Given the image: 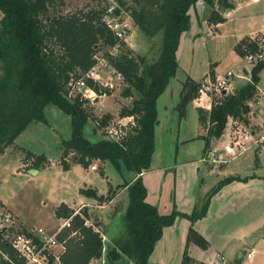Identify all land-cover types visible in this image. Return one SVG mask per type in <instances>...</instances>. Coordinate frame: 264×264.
Masks as SVG:
<instances>
[{
  "label": "rangeland",
  "instance_id": "1",
  "mask_svg": "<svg viewBox=\"0 0 264 264\" xmlns=\"http://www.w3.org/2000/svg\"><path fill=\"white\" fill-rule=\"evenodd\" d=\"M126 1L129 7L130 0ZM230 1L234 4V9L222 12L225 21L216 25L207 24L203 20L201 14L206 13L203 6L201 14L196 7L189 9L190 28L180 38L177 51L178 69L157 101L158 124L155 127L150 172L142 179L147 192L146 200L156 207L160 215H168L173 211L191 215L194 210H197L196 213H202L206 207L207 194L217 187L219 182L230 178L232 170L241 168L238 177L241 180L234 181L239 183L234 188L242 191L236 203L233 206L222 205L227 196L220 200L215 194L210 198L205 216L194 221L192 225L194 230L208 237L216 251L221 250L226 255V249L240 246L243 241L254 238L253 233L260 232V228L263 229L260 233L264 234V182H252L251 188H244L242 185V179L249 175L243 169L255 165V156L259 157L261 166L264 167V142L261 147L249 149L235 159L230 160L231 156L224 154L221 159L225 162L220 164L213 160H219L220 149L226 143L225 136L213 140L211 149L207 152H203L204 143L198 138L205 134L206 130L200 126L195 108L209 109L213 101L220 99L223 94L211 88L216 77L234 72L230 87L224 92L227 94L234 93L250 80V72L256 64H249L246 58H240L234 51L235 46L242 39L250 38L264 47V0ZM112 6L113 3L109 0H58L55 10L61 14H72L91 9H110ZM122 9L125 10V7ZM129 15L130 12H124L117 19L129 28L126 48L130 49L134 57L140 55L153 60L160 49L161 35L148 39L133 24ZM116 53L117 50L110 51L112 55ZM95 56L98 59V78L92 81L93 86L102 91L101 95L94 88L87 87L83 80L71 83L69 90L80 93L85 99L92 95L88 109L94 119L110 115L111 120L115 122L122 121L128 126L134 124L133 118L122 120L119 116L121 109L130 107L132 103V99L122 96L125 84L108 65L104 51H99ZM188 77L201 84V91L198 98L193 100L181 115L177 106L182 85ZM259 78L256 97L264 101V70L260 72ZM89 89L94 94H91ZM45 117L46 124H30L15 139L13 145L0 155V202L14 217L16 216V220L18 218L27 227H40L49 235L58 234L66 227L67 221L57 216L63 208L67 207L74 214L87 210L91 216L87 225L101 234L103 243L101 257L89 264H109V245L115 238L125 236L127 190L120 189L117 192L120 193L119 196L109 206V202L99 203L85 197L81 191L92 189L99 195L107 196L109 188L114 189L123 180L129 181L134 176L126 172L121 175L109 162L92 161L88 166L81 163L71 164L72 154L66 158L67 163L71 165L68 169L64 168L61 163V145L70 137V118L53 106L45 108ZM247 117L248 124L238 120L239 127H246V132H258L257 125L264 127V104L257 107L252 103ZM93 118L85 129V135L90 141L96 142L105 137L101 129L94 130L96 123ZM232 123V119H228L225 128L229 129V132ZM42 155L46 160L38 162L36 158ZM205 157L208 159H204ZM37 162L41 166L34 169ZM207 164L210 166H206ZM93 165L96 167L95 171L90 169ZM263 172L264 169H258L255 174L261 176ZM251 178L254 180L258 177ZM189 225L190 222L186 218L178 216L172 225L165 227L150 256V264H181ZM78 237V234H72V238ZM244 237L247 239L243 240ZM66 239L59 243L63 249L60 246L54 249L61 255L66 249ZM254 242L251 248L256 254L251 264H264V239L259 238ZM245 244L241 249H250ZM188 252L191 264H204L206 253L203 250L190 246ZM113 264H130V261L123 258Z\"/></svg>",
  "mask_w": 264,
  "mask_h": 264
},
{
  "label": "trees",
  "instance_id": "2",
  "mask_svg": "<svg viewBox=\"0 0 264 264\" xmlns=\"http://www.w3.org/2000/svg\"><path fill=\"white\" fill-rule=\"evenodd\" d=\"M57 1L0 0V155L30 124H46V107L57 108L70 118V137L61 145L64 168L75 163L88 166L92 161L109 162L121 175L126 172L134 176L114 189L109 188L107 196L92 189L81 191L85 197L103 203L110 202L120 189L127 190L125 236L115 238L109 245V264L123 258L132 264H148L163 229L172 225L178 216L190 222L181 264H191L190 246L201 250L208 248L205 238L193 229V222L206 214L210 198L223 185L241 179L230 177L219 182L207 194L202 213L194 210L191 215L174 211L160 215L156 207L146 201L147 192L141 175L149 171L158 124L157 101L178 69L180 38L190 28L189 9L201 1L206 10L203 20L216 25L225 21L221 13L234 9V4L230 0H130L128 7L126 0H115L119 8L125 7L124 12H130V19L145 37L152 39L161 35L159 52L156 58L149 60L140 55L132 56L126 43L115 38L103 20L107 8L61 14L55 10ZM113 12L117 14L120 10L116 7ZM115 48L117 53L110 54ZM256 48L254 39L244 38L234 51L243 59L248 51ZM99 51H104L108 65L125 84L122 96L132 99L131 106L121 109L119 116L132 117L134 124L127 136L118 141L106 138L90 141L85 135L93 118L88 109L89 101L80 93L68 97L70 84L82 80L101 95L102 91L93 86L92 79L86 78L96 64L95 55ZM262 70L264 63L256 64L244 86L232 94L223 93L209 109L195 108L199 124L206 130L198 137L204 143L203 152L211 149L213 140L220 139L229 118L248 124L247 116L251 104L257 101L256 88ZM200 90V83L189 77L185 79L177 106L181 115L198 98ZM93 120L96 123L94 130H102L111 117L104 115ZM70 154L73 156L71 164L66 160ZM36 159L38 162L46 160L43 155ZM38 162L34 169L41 166ZM242 181L246 182L247 178ZM57 216L68 222V226L56 235L59 243L67 238L60 264H89L98 260L103 250L102 236L87 225L91 219L88 211L74 214L65 207ZM26 230L23 228L24 232ZM72 234L80 237L72 238ZM0 248L14 264H23L1 238ZM236 262L239 264V260ZM0 264L9 263L1 261ZM48 264H53L52 257Z\"/></svg>",
  "mask_w": 264,
  "mask_h": 264
},
{
  "label": "built area",
  "instance_id": "3",
  "mask_svg": "<svg viewBox=\"0 0 264 264\" xmlns=\"http://www.w3.org/2000/svg\"><path fill=\"white\" fill-rule=\"evenodd\" d=\"M113 3V6L105 12L104 22L106 26L113 33L115 38L120 41L126 43L129 28L123 26L120 23L119 17L124 13V10L119 8L116 4L115 0H109ZM255 1V0H252ZM120 10L119 13L114 14L113 10L115 8ZM116 18V19H115ZM1 21V14H0ZM256 50L248 51L246 55V60L249 64H258L264 63V47L256 42ZM117 48L113 49L116 50ZM96 64L89 70L86 74L87 78L92 80H97V57L95 56ZM234 72H227L225 76L216 77L215 82L212 83L211 88L215 91H220L224 93L230 87V80L234 77ZM118 78H121L120 75H117ZM207 86V85H206ZM201 91V90H200ZM89 92L94 94L90 89ZM72 90L68 91V96H73ZM82 96V95H81ZM94 96V95H93ZM264 97V96H263ZM83 98H85L83 96ZM92 95L86 97V99L91 101ZM94 100V99H93ZM260 106L264 104V101H260L257 99L253 105ZM132 117L121 118L130 120ZM232 119V118H229ZM233 123L229 129L224 130L222 136H225V145L222 149H220L219 160H213V162H219L223 164L225 160L221 159V156L224 154H229L231 159H235L243 152L261 147L262 142H264V127L262 125H257L258 132L255 131H245L244 126L239 127L238 120L232 119ZM133 126L123 124L122 121L115 122L111 120L103 129L102 132L104 137L108 140L118 141L123 137H126L130 128ZM224 154H221V153ZM91 170H96V167L93 165L90 167ZM18 221L16 218L10 213L8 209H6L3 204L0 202V238L1 241L4 242L8 247H10L15 255L17 260L22 261L23 264H48L49 257L53 258V264H60V256L61 253H57L54 249L60 246L63 249V246L59 245V241L56 238L57 234H46L42 228H32L27 229L26 232L23 229L19 228ZM65 226H68V222L65 223ZM53 250L57 253L55 254ZM255 256V252L253 250H247L243 254L239 256L240 264H251L253 258ZM4 261L9 264H14V262L10 259L7 253L3 252L0 248V262ZM204 264H235L233 261L229 260L226 256L216 253L214 255L208 256Z\"/></svg>",
  "mask_w": 264,
  "mask_h": 264
},
{
  "label": "crops",
  "instance_id": "4",
  "mask_svg": "<svg viewBox=\"0 0 264 264\" xmlns=\"http://www.w3.org/2000/svg\"><path fill=\"white\" fill-rule=\"evenodd\" d=\"M255 1H258V0H255ZM254 1V2H255ZM243 72L246 74V71L243 69ZM206 109H208V107H205ZM259 151V150H258ZM258 151L256 152V154H258ZM224 154V153H223ZM208 156V155H207ZM204 159H208V157H205ZM201 161L203 160L202 158L200 159ZM208 162V161H207ZM254 162H256L255 163V165H250V166H248V167H245L244 169H243V171H246L247 172V174H249V175H246V178H248V180L246 181V182H244V183H242V185L244 186V188H251L252 187V185H251V183L252 182H261V181H263L264 182V172H263V175H259V176H257L256 174H255V171H257L258 169H260V171H263V169H264V167L263 166H261V161L259 160V157H256L255 156V158H254ZM206 166H210V165H206ZM220 167H222V165L220 166ZM222 169V168H221ZM220 169V170H221ZM240 169L241 168H235L234 170H232L231 172H230V174H229V177H240V174H241V172H240ZM95 171V170H94ZM150 172V170L149 171H147V172H144V173H142V175H141V178L143 179V177L144 176H146L148 173ZM249 172H252V173H249ZM251 177H258L257 179H254V180H252V178ZM134 178V177H133ZM217 178H218V176H217ZM236 184H239L238 182H231L230 184H228V185H226L225 187H223L221 190H219L217 193H216V195H215V197L216 196H218L219 198H220V200H222L223 198H224V196H227L226 197V202H223L224 204H222V205H230V206H233V204L234 203H236V201L238 200V198H239V194H240V192H242V191H239L238 189H236V188H234V186L236 185ZM254 184H256V183H254ZM253 184V185H254ZM256 187H258V185H256ZM255 187V188H256ZM227 193V194H226ZM119 194L120 193H117L116 195H115V197L109 202V204H108V206L109 205H111L112 204V202H114V200H115V198H117L118 196H119ZM226 194V195H225ZM103 195V194H102ZM147 201V200H146ZM149 203V202H148ZM89 205V204H88ZM152 205V204H151ZM6 208V207H5ZM7 209V208H6ZM10 211V210H9ZM16 217V216H15ZM17 220H18V226H19V228H25V229H27V228H33V226H26V224H24L22 221H19V219L17 218ZM40 228V227H39ZM260 230V232H261V230H263L262 228H260L259 229ZM259 231H256L255 233H253L254 235H252V236H254V238H252V239H249V240H245V238L247 239V237H244V239L243 240H245V241H243V243H241V244H239L240 246H233L232 248H228V249H226L225 251H227V255L223 252V251H219V250H217L216 251V249L213 247V245L209 242V240H208V237L207 236H203L202 234H200L201 236H203L204 238H205V240L208 242V248L206 249V250H203L204 251V253H206L205 254V256H204V260L208 257V256H211V255H214V254H216V253H219V254H222V255H224V256H226L229 260H231V261H236V260H238L239 259V256L241 255V254H243L245 251H247V250H253L254 252H255V254H256V251L254 250V249H252L251 247L255 244V242L254 241H256L257 239H264V234H262V233H260ZM245 242H246V244H245ZM244 244L245 245H247L248 247H250V249H241L242 248V245L244 246ZM240 247V248H239ZM241 249V250H240ZM150 259V258H149ZM130 264H132L131 262H130ZM148 264H150V262L148 261Z\"/></svg>",
  "mask_w": 264,
  "mask_h": 264
},
{
  "label": "water",
  "instance_id": "5",
  "mask_svg": "<svg viewBox=\"0 0 264 264\" xmlns=\"http://www.w3.org/2000/svg\"><path fill=\"white\" fill-rule=\"evenodd\" d=\"M201 7H202V2L201 1H199L197 4H196V9L198 10V12L201 14L202 12H201ZM201 16H204V13H203V15L201 14ZM202 24H203V26L205 25V22L203 21L202 22ZM33 171H35V170H33ZM32 171V172H33Z\"/></svg>",
  "mask_w": 264,
  "mask_h": 264
}]
</instances>
